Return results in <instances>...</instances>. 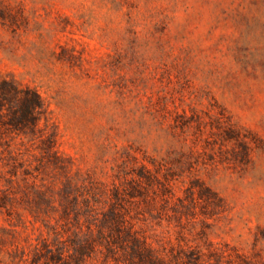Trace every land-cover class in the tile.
Instances as JSON below:
<instances>
[{
  "label": "rangeland",
  "instance_id": "374dc122",
  "mask_svg": "<svg viewBox=\"0 0 264 264\" xmlns=\"http://www.w3.org/2000/svg\"><path fill=\"white\" fill-rule=\"evenodd\" d=\"M0 264H264V0H0Z\"/></svg>",
  "mask_w": 264,
  "mask_h": 264
},
{
  "label": "trees",
  "instance_id": "16d2710c",
  "mask_svg": "<svg viewBox=\"0 0 264 264\" xmlns=\"http://www.w3.org/2000/svg\"><path fill=\"white\" fill-rule=\"evenodd\" d=\"M119 239H121V238H119ZM133 243L134 244L131 248V251H132L131 254L133 256H136L138 258V260L143 261L144 260V253L139 248H137V244L139 243V240L137 238L133 237ZM105 249H106L107 254L103 253V258L106 259V258H108V254L113 253L114 251L110 245V242L107 243V246H105ZM114 260L117 261L115 258H114Z\"/></svg>",
  "mask_w": 264,
  "mask_h": 264
}]
</instances>
